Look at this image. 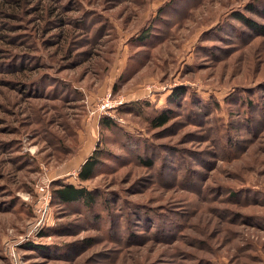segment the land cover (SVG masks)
Returning <instances> with one entry per match:
<instances>
[{"label":"rangeland","instance_id":"obj_1","mask_svg":"<svg viewBox=\"0 0 264 264\" xmlns=\"http://www.w3.org/2000/svg\"><path fill=\"white\" fill-rule=\"evenodd\" d=\"M236 12L264 25V0H0V264H264V27Z\"/></svg>","mask_w":264,"mask_h":264},{"label":"trees","instance_id":"obj_2","mask_svg":"<svg viewBox=\"0 0 264 264\" xmlns=\"http://www.w3.org/2000/svg\"><path fill=\"white\" fill-rule=\"evenodd\" d=\"M48 9L50 10V7H48ZM247 9L253 10L252 12L254 13H257L258 11L255 5ZM234 18L241 20L246 26H248V28L252 30L255 29L256 31H259L264 27L263 24L258 23L255 19L241 12H236ZM148 34V31H144L142 36ZM184 92V88L174 91L171 94L170 102H175L177 100V96H180ZM177 103H174L173 105H177ZM174 115V107H167V109L161 110L156 116H154L151 121L154 127H162L168 124L174 118ZM100 125L105 129L114 128L116 126V120L111 116H103L100 119ZM107 151L108 150L105 149H96L95 152L92 153L80 166L77 179L81 182L92 179L95 176L98 167L103 164V159L107 158ZM147 164L151 165L152 163L151 161L147 160ZM54 195L60 203H81L87 208H92L96 203L102 200L100 195H98L97 192L89 187L62 181H60L58 186L54 189Z\"/></svg>","mask_w":264,"mask_h":264},{"label":"built area","instance_id":"obj_3","mask_svg":"<svg viewBox=\"0 0 264 264\" xmlns=\"http://www.w3.org/2000/svg\"><path fill=\"white\" fill-rule=\"evenodd\" d=\"M123 100L124 99H122L121 97L113 98L111 96V93H109L105 101L100 106V109L107 110L115 106L117 107L118 105L124 102ZM51 198H52V194L49 190V183H45L44 185H41L40 186V196H39V200L36 206V212L38 214L37 223H36L37 225H40L41 222H43L46 219L47 213L49 210V201ZM13 257H14L13 260L15 261L17 259L15 252H14ZM15 264H17V262Z\"/></svg>","mask_w":264,"mask_h":264}]
</instances>
